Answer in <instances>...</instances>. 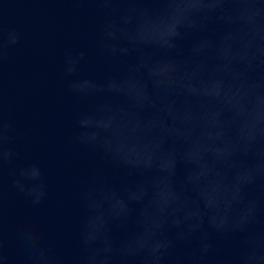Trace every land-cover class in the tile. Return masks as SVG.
Instances as JSON below:
<instances>
[{
	"label": "clouds",
	"instance_id": "obj_1",
	"mask_svg": "<svg viewBox=\"0 0 264 264\" xmlns=\"http://www.w3.org/2000/svg\"><path fill=\"white\" fill-rule=\"evenodd\" d=\"M72 2L99 13L92 59L109 69L83 75L89 53L63 52L69 140L96 161L76 193L80 250L21 215L8 253V193L36 208L49 184L4 103L2 69L25 36L0 8V264H264V0Z\"/></svg>",
	"mask_w": 264,
	"mask_h": 264
},
{
	"label": "water",
	"instance_id": "obj_2",
	"mask_svg": "<svg viewBox=\"0 0 264 264\" xmlns=\"http://www.w3.org/2000/svg\"><path fill=\"white\" fill-rule=\"evenodd\" d=\"M3 24L19 28L24 41L9 52L2 69L4 103L18 127L26 133L20 147L45 169L49 197L33 208L15 192L8 193V253L16 257L15 226L21 215L37 217L50 241L70 256L79 253L78 228L80 208L76 193L89 168L96 163L86 149L70 143L74 128L76 103L66 94L61 78L62 56L65 49L86 50L89 58L82 66L83 75L98 78L109 73L106 66L92 59L93 29L100 15L92 4H76L72 0H0ZM187 41L182 42L186 48ZM178 178L184 167L178 168ZM117 184L130 179L122 172H110ZM135 229L129 224L116 235L123 238ZM220 254L228 245L212 234ZM195 248V244L191 246ZM185 246L174 255H183ZM138 264V262H137Z\"/></svg>",
	"mask_w": 264,
	"mask_h": 264
}]
</instances>
